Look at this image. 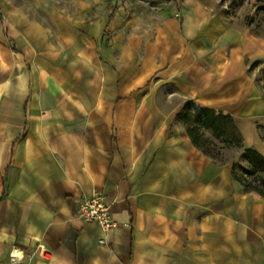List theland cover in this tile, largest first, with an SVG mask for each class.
<instances>
[{
  "label": "crops",
  "instance_id": "1",
  "mask_svg": "<svg viewBox=\"0 0 264 264\" xmlns=\"http://www.w3.org/2000/svg\"><path fill=\"white\" fill-rule=\"evenodd\" d=\"M143 1L0 0V264H264V196L178 122L231 113L264 155V42L203 0ZM97 192L114 229L75 216Z\"/></svg>",
  "mask_w": 264,
  "mask_h": 264
},
{
  "label": "trees",
  "instance_id": "2",
  "mask_svg": "<svg viewBox=\"0 0 264 264\" xmlns=\"http://www.w3.org/2000/svg\"><path fill=\"white\" fill-rule=\"evenodd\" d=\"M178 122L186 130L193 145L219 165L226 162L219 157V151L206 136L207 132L220 139L226 146L241 149L250 167L237 169L233 163L232 178L239 181L246 192L256 191L264 196V155L256 147L246 144L231 113L188 102L178 115ZM261 138L264 140V134H261Z\"/></svg>",
  "mask_w": 264,
  "mask_h": 264
},
{
  "label": "rangeland",
  "instance_id": "3",
  "mask_svg": "<svg viewBox=\"0 0 264 264\" xmlns=\"http://www.w3.org/2000/svg\"><path fill=\"white\" fill-rule=\"evenodd\" d=\"M13 4L21 7H30L33 0H10ZM108 8L115 9L118 2L128 8H150V3L143 0H110ZM215 10L220 11L225 16L241 23L249 29L255 36L264 42V0H203ZM59 8L68 12H74L80 2L92 3L94 0H53ZM251 75L264 93V53L249 61ZM259 123L257 125L260 126ZM260 136L264 134V128L259 127ZM206 136L214 143L219 157L225 160L226 164H235L238 168L250 167L244 159L241 149L226 146L220 139L210 132Z\"/></svg>",
  "mask_w": 264,
  "mask_h": 264
},
{
  "label": "built area",
  "instance_id": "4",
  "mask_svg": "<svg viewBox=\"0 0 264 264\" xmlns=\"http://www.w3.org/2000/svg\"><path fill=\"white\" fill-rule=\"evenodd\" d=\"M75 216L84 223L97 222L106 230L118 226V222L111 214V203L103 192H97L94 195L79 199ZM105 242L104 238L100 240V243ZM23 257V254H20L17 250L12 251L10 254L11 261L15 263L22 261Z\"/></svg>",
  "mask_w": 264,
  "mask_h": 264
}]
</instances>
